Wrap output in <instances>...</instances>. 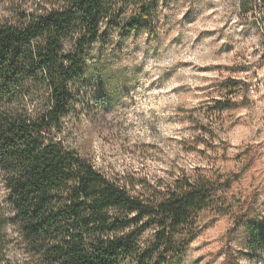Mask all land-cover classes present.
Wrapping results in <instances>:
<instances>
[{
  "label": "trees",
  "instance_id": "trees-1",
  "mask_svg": "<svg viewBox=\"0 0 264 264\" xmlns=\"http://www.w3.org/2000/svg\"><path fill=\"white\" fill-rule=\"evenodd\" d=\"M168 2L0 0V264H180L202 232L200 215L254 165L249 149L241 171L223 181L183 177L147 196L136 191L141 181L107 179L62 142L95 51L153 34ZM240 85L228 78L220 87L232 94ZM216 102L220 112L247 105ZM260 188L243 205L251 208ZM247 228L261 244V229ZM235 263L227 249L226 264Z\"/></svg>",
  "mask_w": 264,
  "mask_h": 264
},
{
  "label": "rangeland",
  "instance_id": "rangeland-1",
  "mask_svg": "<svg viewBox=\"0 0 264 264\" xmlns=\"http://www.w3.org/2000/svg\"><path fill=\"white\" fill-rule=\"evenodd\" d=\"M154 24L153 34L95 51L61 140L107 179L141 181L136 191L147 196L183 177L223 181L250 149L254 165L200 215L202 232L180 264H226L227 249L235 264H264V237L257 246L247 228L264 234V1L169 0ZM228 78L241 84L232 94L220 87ZM225 99L247 105L220 112ZM258 187L257 202L243 205Z\"/></svg>",
  "mask_w": 264,
  "mask_h": 264
},
{
  "label": "built area",
  "instance_id": "built-area-1",
  "mask_svg": "<svg viewBox=\"0 0 264 264\" xmlns=\"http://www.w3.org/2000/svg\"><path fill=\"white\" fill-rule=\"evenodd\" d=\"M264 0H258V2L262 3ZM255 14H263V13H255ZM252 15V14H251Z\"/></svg>",
  "mask_w": 264,
  "mask_h": 264
}]
</instances>
